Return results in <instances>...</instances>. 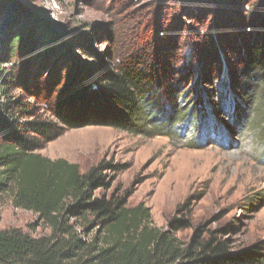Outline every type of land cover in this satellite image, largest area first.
Wrapping results in <instances>:
<instances>
[{
  "label": "rangeland",
  "instance_id": "374dc122",
  "mask_svg": "<svg viewBox=\"0 0 264 264\" xmlns=\"http://www.w3.org/2000/svg\"><path fill=\"white\" fill-rule=\"evenodd\" d=\"M260 1L229 7L204 0L193 17L183 15L196 4L192 0H3L16 16L0 12V62L7 34H18L25 21L38 30L4 64L17 84L10 96H23L31 110L23 120L56 121L50 111L56 91L78 65L96 79L106 57L98 58V51L141 62L147 72L154 66L162 75L167 111H151L152 122L136 130L54 127L38 151L78 163L82 171L102 161L118 165L108 171L110 187L95 195L144 203L152 224L163 230L182 219L188 225L175 235L185 244L215 236L231 252L261 245L264 254V80L250 82L242 70L250 64L252 16L262 10ZM173 82L176 96L167 89ZM12 98L0 95L5 116ZM12 227L34 236L51 232L36 213L6 196L0 230Z\"/></svg>",
  "mask_w": 264,
  "mask_h": 264
},
{
  "label": "trees",
  "instance_id": "16d2710c",
  "mask_svg": "<svg viewBox=\"0 0 264 264\" xmlns=\"http://www.w3.org/2000/svg\"><path fill=\"white\" fill-rule=\"evenodd\" d=\"M192 1L196 4L185 10L184 16L195 17L204 0ZM212 1L228 2L229 7L240 3ZM259 5L262 10L252 16L250 64L242 68L250 82L264 80V0ZM9 8L0 0V12L6 11L5 18L15 20V11ZM5 25L3 22L1 28ZM43 27L51 30L47 23ZM14 33L7 34L8 52L0 62V95L10 98L17 84L4 64L19 47L29 44L38 30L25 21L18 34ZM104 56L105 66L96 79L87 78L84 71L81 75L80 65L67 73L50 110L56 121L23 120L31 111L23 96L6 101L4 108L10 116L0 112V199L9 196L14 206L33 211L51 229L41 236L21 227L0 230V264H262L261 245L231 252L227 243L215 236L185 244L175 235L188 225L182 219L173 223L171 230H163L152 224L150 208L144 203L131 206L126 196L95 195L110 187L108 171L118 165L102 161L82 171L78 163L52 159L38 151L54 127L99 125L136 130L146 119L152 122L147 118L151 111H167L162 102V75L154 66L147 72L141 62L98 51V58ZM174 85L167 86L172 96H176Z\"/></svg>",
  "mask_w": 264,
  "mask_h": 264
}]
</instances>
